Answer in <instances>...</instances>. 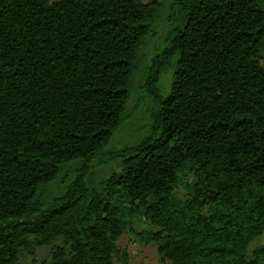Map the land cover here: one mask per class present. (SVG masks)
<instances>
[{
  "label": "trees",
  "instance_id": "trees-1",
  "mask_svg": "<svg viewBox=\"0 0 264 264\" xmlns=\"http://www.w3.org/2000/svg\"><path fill=\"white\" fill-rule=\"evenodd\" d=\"M170 4L142 69L157 0H0V264H113L135 217L163 264H264V0Z\"/></svg>",
  "mask_w": 264,
  "mask_h": 264
},
{
  "label": "rangeland",
  "instance_id": "rangeland-1",
  "mask_svg": "<svg viewBox=\"0 0 264 264\" xmlns=\"http://www.w3.org/2000/svg\"><path fill=\"white\" fill-rule=\"evenodd\" d=\"M147 2L149 0H143ZM162 3L163 10L160 15V22L155 28L154 33L148 36L145 43L140 51L141 68L145 65H150L151 58L157 53V48L162 45L169 24L174 22V16H171V0H157ZM261 65L264 67V52L261 59ZM169 74L162 76V84L167 81ZM136 80L132 84V93L129 98L127 105V111L133 112L127 125L121 128L117 132L111 142L108 151L95 160L92 164L96 165V162L103 159L110 158L113 151L124 143L129 134L134 131H138L148 124V109L150 106V100L145 94V91L140 87ZM149 223L141 218L135 217L131 223V226L127 228L116 240V244L119 248V254L113 258V264H163L160 260V256L157 252L155 243L145 244L141 242L136 233L141 230L151 229ZM60 244L58 240L56 242ZM264 243V234L259 238L255 239L251 244L250 248L257 244ZM51 246H41L35 249L34 255H29L26 252H22L19 259V264H38L39 261L49 258Z\"/></svg>",
  "mask_w": 264,
  "mask_h": 264
}]
</instances>
